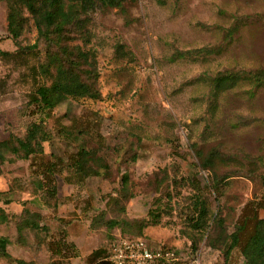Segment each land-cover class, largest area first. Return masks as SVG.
Returning <instances> with one entry per match:
<instances>
[{"label":"rangeland","instance_id":"1","mask_svg":"<svg viewBox=\"0 0 264 264\" xmlns=\"http://www.w3.org/2000/svg\"><path fill=\"white\" fill-rule=\"evenodd\" d=\"M6 15L7 4L0 1V53L38 43L39 59L30 65L45 63L46 44L29 15L17 41L9 37ZM87 28L89 45L80 39L72 44L94 54L101 99L67 100L50 119L29 116V69L0 54V141L23 137L31 121L46 119L53 140L45 145V160L85 149L110 166V180L87 178L74 203L61 204L54 216L33 191L32 160L0 157V192L11 201L2 205L9 225L0 228V237L10 240L9 255L36 264L52 258L57 264H87V255L108 247L119 231L97 223L93 236L86 232L82 250L69 251L79 261L51 258L42 248L50 231L66 240L63 226L70 219L88 225L81 212H71L76 203L107 211V219H127L126 237L142 236L184 257L197 255L202 264H244L237 251L226 256V245L243 206L264 199V0H126L120 8L97 11ZM62 127L71 129L63 133ZM124 173L120 204L107 210V194L121 187ZM59 187L60 196L69 193L61 182ZM200 199L211 211V225L215 218L225 229L197 234L191 227ZM24 208L40 213V224L49 228L46 234L23 232L29 247L15 245L16 217ZM143 220L149 227L141 231ZM85 231L75 232L81 237ZM217 235L221 241L212 242ZM94 264L107 262L102 257Z\"/></svg>","mask_w":264,"mask_h":264},{"label":"trees","instance_id":"2","mask_svg":"<svg viewBox=\"0 0 264 264\" xmlns=\"http://www.w3.org/2000/svg\"><path fill=\"white\" fill-rule=\"evenodd\" d=\"M7 4V31L9 37L17 41L24 31L28 22L25 13L33 20L38 32L39 41L45 42L44 49L48 60L40 61L30 65V60H38L39 44L22 47L18 45L16 52H1L4 59L15 62L17 65L29 69L30 77L33 79V93L29 96V116L35 118L46 114L50 119L54 109L67 100H95L101 99L97 86L98 76L94 64V54L90 49L86 50L80 45H73L72 42L80 39L86 48L90 43V34L87 28L91 22V16L104 8H120L126 0H0ZM40 78L51 79L50 85L41 82ZM46 119L31 121L25 130L23 137L10 135L8 139L0 141V157L5 159L9 154L19 160H32L31 176L34 192L41 194L39 200L48 208L54 216L60 207L58 199L57 176H62L68 183L76 180L84 182L87 178L97 177L107 181L109 179L110 166L105 163L102 157H97L94 151L81 149L78 152L70 153L66 158L54 157L45 160V145L53 140L52 131L47 125ZM88 126V125H87ZM70 127H62L60 131L65 133ZM78 128V126H76ZM75 130V127L72 128ZM84 131H78L81 134ZM37 159L38 160L37 163ZM42 160V161H41ZM3 174L0 167V176ZM128 176L121 175V187L114 189L106 200L107 210L117 207L120 204L122 190L127 183ZM10 192V190H8ZM5 193L0 192V228L9 225L8 206L11 201L3 199ZM2 198V199H1ZM36 200L37 195L34 197ZM2 200V201H1ZM196 219L191 222V227L199 233L207 229L222 226L213 219L211 225V211L205 202L200 199ZM89 208V205H88ZM87 209V206H86ZM126 217V209H121ZM264 210V199L248 201L237 219L234 231L229 235L226 245V256L230 252L237 251L244 259V264H264V218H261L260 211ZM107 211L96 212L92 218L91 227L97 229V223L105 222L106 228L111 231H119L125 236L128 232L123 225H129L126 220L107 219ZM16 216H19L16 214ZM40 213H31L24 208L19 217H16V241L15 245L29 247L27 241L22 238L23 232H31L34 235L39 232L47 233V225H41ZM127 218V217H126ZM152 218L150 214V219ZM60 221V218H58ZM2 223V224H1ZM134 223H137L136 221ZM140 224L141 231L149 227V221L143 220ZM225 229L224 226H222ZM3 230V229H0ZM213 232V233H214ZM63 233V232H62ZM226 233V232H225ZM2 234V233H1ZM50 237L43 250L50 257L58 256L60 260H66L77 255H70L69 251L76 246L65 240L64 236L54 238L50 231ZM213 235V234H212ZM141 238L142 236H137ZM114 236L110 238L108 247L93 250L86 259L87 264H94L95 260L106 259L109 248L114 243ZM212 242H220L219 235L212 237ZM35 242V240H34ZM10 240L7 237H0V259H6L16 264H36L34 260H14L7 251ZM165 248L173 249L167 245ZM35 250L37 244L34 245ZM227 261V258H226ZM51 259L48 264H57ZM227 264V262H225Z\"/></svg>","mask_w":264,"mask_h":264},{"label":"built area","instance_id":"3","mask_svg":"<svg viewBox=\"0 0 264 264\" xmlns=\"http://www.w3.org/2000/svg\"><path fill=\"white\" fill-rule=\"evenodd\" d=\"M110 264H202L199 256L184 257L175 249L151 246L143 238L115 236L110 245Z\"/></svg>","mask_w":264,"mask_h":264},{"label":"crops","instance_id":"4","mask_svg":"<svg viewBox=\"0 0 264 264\" xmlns=\"http://www.w3.org/2000/svg\"><path fill=\"white\" fill-rule=\"evenodd\" d=\"M59 179L61 181H59ZM101 180H103V179H101ZM86 181H87V179L84 182H78V181L74 180L71 183H68L64 180V178L62 176L60 177L58 175L57 176V188H58L57 196H58V199L60 201V205L61 204H73L75 201L76 192L80 191L83 187H85ZM103 181H105V180H103ZM60 182H61L62 187H66L67 190L69 191V193H66L65 196H60V192H59V188H60L59 183ZM107 196H108V194H107ZM71 212H73V214H76V213L80 214L79 212H81L85 216L86 221H88V225L85 226V228L83 227V224H84L83 221L82 220H76L77 218H74L72 220L70 219L69 221L66 222V223H68V225L63 226L64 230L68 231L66 240L69 243H73L76 246V249L82 250L81 246L84 242V238L86 237V232H87L88 236H90V237L93 236L95 233V231L92 230L91 222H92V218H93L94 214L96 213V211L93 209H90V208L80 209L79 207H77V204L75 203V206L73 205V210ZM260 216H261V218H264V210L260 211ZM66 220H68V219L66 218ZM77 230H82V231L86 230V231H85V234H83L81 237H77L78 232L77 233L75 232ZM93 250L87 255V257L93 252ZM79 260H81V256L78 255L76 257L68 258L64 261L65 262H70V261L73 262V261H79ZM28 261H31V260H28Z\"/></svg>","mask_w":264,"mask_h":264}]
</instances>
